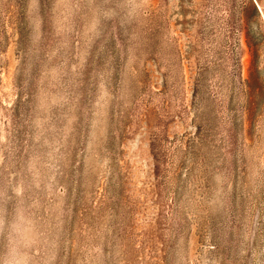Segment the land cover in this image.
Listing matches in <instances>:
<instances>
[{"label":"rangeland","instance_id":"rangeland-1","mask_svg":"<svg viewBox=\"0 0 264 264\" xmlns=\"http://www.w3.org/2000/svg\"><path fill=\"white\" fill-rule=\"evenodd\" d=\"M0 264H264V0H0Z\"/></svg>","mask_w":264,"mask_h":264}]
</instances>
